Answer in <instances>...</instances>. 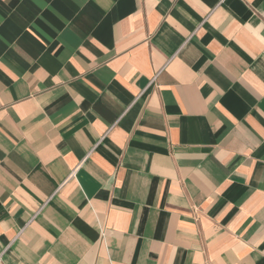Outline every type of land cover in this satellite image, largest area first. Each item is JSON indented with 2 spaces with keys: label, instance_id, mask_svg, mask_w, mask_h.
Wrapping results in <instances>:
<instances>
[{
  "label": "crops",
  "instance_id": "1",
  "mask_svg": "<svg viewBox=\"0 0 264 264\" xmlns=\"http://www.w3.org/2000/svg\"><path fill=\"white\" fill-rule=\"evenodd\" d=\"M0 264H264V0H0Z\"/></svg>",
  "mask_w": 264,
  "mask_h": 264
}]
</instances>
